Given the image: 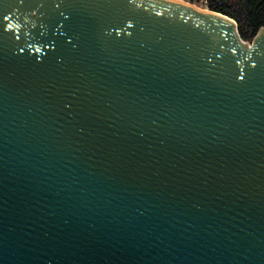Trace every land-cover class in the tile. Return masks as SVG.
<instances>
[{"label":"water","instance_id":"95a60500","mask_svg":"<svg viewBox=\"0 0 264 264\" xmlns=\"http://www.w3.org/2000/svg\"><path fill=\"white\" fill-rule=\"evenodd\" d=\"M0 264H264V28L0 0Z\"/></svg>","mask_w":264,"mask_h":264},{"label":"trees","instance_id":"16d2710c","mask_svg":"<svg viewBox=\"0 0 264 264\" xmlns=\"http://www.w3.org/2000/svg\"><path fill=\"white\" fill-rule=\"evenodd\" d=\"M221 13L236 22L239 37L251 42L264 28V0H182Z\"/></svg>","mask_w":264,"mask_h":264},{"label":"rangeland","instance_id":"374dc122","mask_svg":"<svg viewBox=\"0 0 264 264\" xmlns=\"http://www.w3.org/2000/svg\"><path fill=\"white\" fill-rule=\"evenodd\" d=\"M196 6H197V5H196ZM197 7L202 8L201 6H197ZM202 9H203V8H202ZM245 43H248V44H249V42H246V41H245Z\"/></svg>","mask_w":264,"mask_h":264}]
</instances>
